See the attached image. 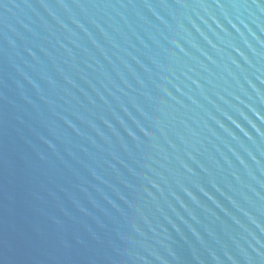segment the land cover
<instances>
[{
	"label": "water",
	"instance_id": "water-1",
	"mask_svg": "<svg viewBox=\"0 0 264 264\" xmlns=\"http://www.w3.org/2000/svg\"><path fill=\"white\" fill-rule=\"evenodd\" d=\"M0 264H264V0H0Z\"/></svg>",
	"mask_w": 264,
	"mask_h": 264
}]
</instances>
